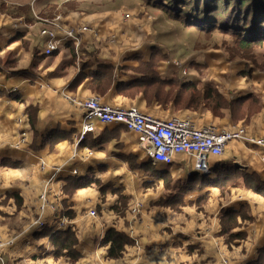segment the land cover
<instances>
[{
  "label": "crops",
  "instance_id": "crops-1",
  "mask_svg": "<svg viewBox=\"0 0 264 264\" xmlns=\"http://www.w3.org/2000/svg\"><path fill=\"white\" fill-rule=\"evenodd\" d=\"M168 25L161 11L139 0H51L42 6L37 0H0V239L11 241L0 250V264L257 263L264 248V194L256 189L264 187V146L229 142L220 158L209 159L208 178L196 175L201 180L195 185L202 190L183 193L177 205L166 198L178 195L151 175L167 171L168 179L186 181L195 174L189 171L191 158L177 156L172 165L156 167L137 136L122 126L96 124L75 147L82 111L71 100L99 96L112 106H130V100L117 94V84L133 78L127 69H118L150 59L152 49L169 58ZM47 26L57 30L59 39L68 28L82 29L78 48L62 43L51 56L43 55L40 31ZM175 62L188 69L186 77ZM104 65L111 66L114 81L100 95L92 89L91 76ZM188 67L170 58L160 60L156 70L163 78L176 76L199 88L208 79L225 100L231 91L252 85L231 77L238 72L231 67L212 78L194 77ZM226 75L228 84L223 83ZM254 90L262 110L246 122L205 109L163 108L155 101L147 105L142 95L133 105L161 120L189 119L218 129L243 125L249 138L264 141V76ZM227 167L239 174L226 175ZM76 179L89 185L73 189ZM43 188L49 207L44 228L37 230L30 225L39 216ZM119 203H126L124 211ZM90 210L96 217L89 216ZM231 210L238 212L234 228L222 222ZM111 229L129 241L118 259L108 257L109 244L103 242ZM66 232L76 242L53 244L51 235Z\"/></svg>",
  "mask_w": 264,
  "mask_h": 264
},
{
  "label": "trees",
  "instance_id": "trees-1",
  "mask_svg": "<svg viewBox=\"0 0 264 264\" xmlns=\"http://www.w3.org/2000/svg\"><path fill=\"white\" fill-rule=\"evenodd\" d=\"M139 1L145 5L150 3H146L143 0ZM249 1L250 0H158L156 2H162V6H166L167 9H162L160 6L157 8L158 3H154L152 8L162 11L168 20L170 18V21L179 22L181 19L183 25L194 27L196 29H203L202 24H206V26H208V23H210L211 20H215L216 23L221 26L220 28H222V26H227V24L238 28L240 27V24L233 21L232 14L228 17L223 16V11L226 9L225 3H233L232 9L236 8L243 11V14L246 15L247 19L250 21V26H248L246 32L242 31V27L240 28V32L234 30L231 32V35L235 36L233 39L236 41L238 46L237 49L242 53V55L246 58H251L247 57L249 54H245V52L252 46L257 45V47H261L264 44L263 40L259 38L257 39L255 36L256 31L253 30V28L257 27V25H261L264 34V0H253V2L258 3L256 9H252V5L248 4ZM177 4L186 8L179 10L180 12L176 15L175 12L178 10L176 9V6H178ZM150 5L151 4H148V6ZM193 7L197 8L192 10ZM196 11L204 12L207 17L205 19L195 17L194 13ZM172 15H175L174 18H171ZM209 28H214L210 32H215L216 26H211ZM151 53L152 55L150 56L148 62H140L138 68L133 71V79L131 81L117 84V94L121 96L129 95L134 98L142 95L147 105H149L152 101H155L163 108L168 105H172L180 110L188 109L195 112L205 109L219 118H222L225 114H227L233 122L243 118L237 117V112L241 109L243 104L240 98L225 100L220 96L218 90L211 85L207 84L199 88L198 83L192 81L184 82L178 80L176 76L169 79L163 78L159 75V73H157L156 68L158 65L155 64L158 60H161L160 54L154 49L151 50ZM112 81L114 80H112V68L110 65L99 66L91 76L92 89L100 95H103L107 91ZM5 161L6 163L14 166L10 160ZM224 168L226 167L218 168V170ZM218 170L215 169V171ZM213 173L218 176L217 172H212V174ZM224 173L228 176L239 174V172L232 167L225 170ZM196 182V176L191 175L187 180L185 192L189 193L188 191L192 189V185H195ZM88 185V183L82 182L80 179H76L73 181L72 187L73 189H79L87 187ZM256 189L257 193L264 194V187H258ZM237 215V211H229L223 216L225 218V221H223L224 219L222 220L223 224L227 223L229 227L234 226ZM224 228L223 233L226 234L227 230L225 225ZM66 233L67 236L64 235L62 237L59 236V233H55L54 236L51 235L53 238V244H62L65 241L68 244L76 242L72 235L68 232ZM103 242L109 244L107 254L109 258L114 259L120 258L125 251L126 245L129 244L128 239L123 234L118 233L113 229L108 230L105 233ZM258 252L259 258L256 260V264L263 262L264 260V248L260 249Z\"/></svg>",
  "mask_w": 264,
  "mask_h": 264
},
{
  "label": "built area",
  "instance_id": "built-area-1",
  "mask_svg": "<svg viewBox=\"0 0 264 264\" xmlns=\"http://www.w3.org/2000/svg\"><path fill=\"white\" fill-rule=\"evenodd\" d=\"M81 31L82 29H78L76 32L68 28L65 30L63 38L59 39L56 31L43 30L40 35L44 45L43 55L51 56L62 43L78 48L77 34ZM175 66L181 71L183 77L188 75V70L180 62H175ZM71 101L82 111L81 128L75 141L76 148L80 142L84 141L87 134L95 131L96 124L122 126L137 136L138 144L146 158L156 167L170 166L174 163L175 157L186 156L191 158L189 171L197 176L206 177L210 174L211 169L209 159L220 158L229 142L246 141L264 146L263 140L255 141L247 136L245 126L218 129L213 126H197L189 119L161 120L143 113L136 107L106 104L98 96H92L85 100L72 99ZM74 173L76 174V172ZM39 201L38 220L32 225L37 230H41L45 225L43 214L49 207L46 192L41 193ZM137 209H139V205L133 211L136 212ZM95 215V211L89 212V216L95 217ZM10 245L11 241L1 243L0 248Z\"/></svg>",
  "mask_w": 264,
  "mask_h": 264
},
{
  "label": "rangeland",
  "instance_id": "rangeland-1",
  "mask_svg": "<svg viewBox=\"0 0 264 264\" xmlns=\"http://www.w3.org/2000/svg\"><path fill=\"white\" fill-rule=\"evenodd\" d=\"M50 1L51 0H37V6H42L43 4L46 5ZM143 1L146 3L150 2L148 4H151L150 5L151 7H153L152 5H154V3H158L156 2L158 0H143ZM248 4L252 5V9H256L258 5V3L253 2V0H250ZM177 5L178 6H176V9L178 10L175 12L176 15L178 12H180L179 10L186 8L180 4ZM159 6L162 9H167L166 6H162V2L157 4V8ZM225 7L226 9L223 11L224 12L223 16L228 17L229 15L232 14L233 21L236 22L237 24H240V27L238 28L232 27L230 24H227V26L225 27L222 26V28H220L221 26L217 24L215 20H211L210 23H208L209 24L208 26H206V24H202L203 29H196L194 27L183 25L181 19L179 22H176V21H170L169 18L168 20L169 25L167 27V31H168L167 36L169 37V41L171 45L169 46V48L166 46V48L170 51L169 58L168 56H164L160 53L159 54L161 60L163 61L173 58L185 62L189 66L188 68L191 70L192 74H194V77L196 76L199 77L206 76V78L216 77L218 75H221L218 74V70H223L228 67H231L232 70H237L238 72H236L234 75H231V77L236 75L240 78H243L245 82H252V85L248 87H242L240 89H236L230 92L231 95L230 99L240 98V100L243 102L241 109L237 112V117H241V118L244 117L243 120L244 122H246L249 119H251L253 116L258 115L262 110L261 100L259 95L256 94V91L254 90V84L256 82H259L264 76V44L261 47H257V45L252 46L250 49H248L245 52V54H249L247 57H251V58L244 57V55H242V53L237 49L238 46L236 44V41L233 39V37L235 36H232L231 32L234 30L240 32L241 31L240 28L242 27H243L242 31L246 32V29L248 28V26H250V21L249 19H247L246 15L243 14V11L236 9L235 7H234L235 9H232L233 3L226 2ZM196 8L197 7H193L192 10ZM194 15L195 17L201 19H205L207 17V15L201 11H196ZM174 16L175 15H172L171 18H174ZM48 24L49 25L51 24V26L54 27V24L52 22H48ZM211 26H216L215 32H210L212 29H214V28H209ZM43 30L57 31L47 26L40 31V35ZM253 30L256 31L255 36L257 37V39L259 38L264 41V34L261 25H257V27L253 28ZM174 47H179V49L178 50L176 49L174 52ZM148 60L149 59H146L144 61L140 58V60L139 59L136 60L137 63H135V66H126V68L120 67V69H118L119 73L121 72L122 69H127L128 72H130V74H128L127 76H132L133 71L138 68L140 62H148ZM159 61L160 60H158L155 64L158 65ZM208 66H209V70H208ZM195 71L198 72V74L195 73ZM224 77L225 80L223 81V83L228 84V81L230 80L229 76L226 75ZM205 84L211 85V83L208 82V79L202 82L201 86L203 87V85ZM124 96L131 101V104L128 107L138 108L137 106L133 105V101L134 99H136V97L134 98L129 95H124ZM145 171L147 175H150L152 170H150L148 166L145 168ZM204 178H208V177H204ZM200 180L201 177H198L197 181ZM192 186H193L191 187L192 189L188 192H197L202 190L203 188V186H199V187L198 186L196 187V185H192ZM105 187L106 186H103L102 188ZM155 190L156 188L152 186V191ZM42 192H47V190L43 188ZM119 199L121 200V202H125L123 198L119 197ZM180 199H181L180 196H173L166 198V200L170 201L173 205L179 204ZM124 205H126V203H119L117 208L121 209ZM124 209L125 208H122L121 211H124ZM114 211H116V209ZM37 220L38 218L32 222L30 227ZM236 224L237 221L235 225ZM234 226H232V228H234ZM234 232H238L237 229H235ZM234 240L235 239L231 240L232 245H234ZM7 241H3L0 239V244L5 243ZM2 249L3 248H0V250Z\"/></svg>",
  "mask_w": 264,
  "mask_h": 264
},
{
  "label": "flooded vegetation",
  "instance_id": "flooded-vegetation-1",
  "mask_svg": "<svg viewBox=\"0 0 264 264\" xmlns=\"http://www.w3.org/2000/svg\"><path fill=\"white\" fill-rule=\"evenodd\" d=\"M167 173H168L167 171H163L162 174H159L157 176L152 174L151 177L154 180H161L164 188L172 194L182 195L183 193H185V186L187 184V180L181 182V180L168 179Z\"/></svg>",
  "mask_w": 264,
  "mask_h": 264
},
{
  "label": "water",
  "instance_id": "water-1",
  "mask_svg": "<svg viewBox=\"0 0 264 264\" xmlns=\"http://www.w3.org/2000/svg\"><path fill=\"white\" fill-rule=\"evenodd\" d=\"M196 176V174H194Z\"/></svg>",
  "mask_w": 264,
  "mask_h": 264
}]
</instances>
